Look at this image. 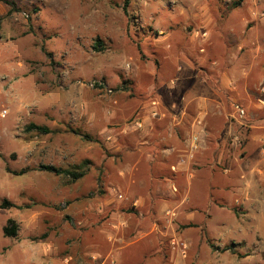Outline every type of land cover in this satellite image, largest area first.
I'll return each mask as SVG.
<instances>
[{
  "label": "rangeland",
  "instance_id": "1",
  "mask_svg": "<svg viewBox=\"0 0 264 264\" xmlns=\"http://www.w3.org/2000/svg\"><path fill=\"white\" fill-rule=\"evenodd\" d=\"M235 1L133 0L126 12L124 0H0V264H112L109 252L122 248L121 264H138L155 244L161 254L146 264L169 255L186 264H264L259 199L240 221L241 206L217 200L197 216L211 234L201 227L194 241L173 228V211L158 222L166 226L160 241L130 235L144 212L114 173L121 155L109 144L139 105L159 99L158 78L173 58L201 57L196 45L188 49V28L203 41L202 21L219 29L247 14ZM30 124L53 132H28ZM43 166L85 176L72 182ZM5 201L15 207L2 208ZM10 219L19 226L14 238L3 233Z\"/></svg>",
  "mask_w": 264,
  "mask_h": 264
},
{
  "label": "crops",
  "instance_id": "2",
  "mask_svg": "<svg viewBox=\"0 0 264 264\" xmlns=\"http://www.w3.org/2000/svg\"><path fill=\"white\" fill-rule=\"evenodd\" d=\"M262 3L244 0L237 9L247 14L229 18L219 29L202 21L203 41L197 28H188V49L196 45L201 57L195 60L189 53L187 58H173L169 75L158 78L159 99L139 105L122 133L110 137L113 152L121 155L114 173L124 176L123 189L144 212L130 235L138 231L160 241L166 226L158 222L165 224L168 211H173V228L180 235L195 238L201 227L210 235L197 216L213 205L219 207L217 200L223 209L241 206L245 214L235 215L238 221L249 217L256 200L264 204ZM155 110L157 118L151 116ZM137 121L143 123L141 129L135 127ZM196 134L199 148L191 152L190 139ZM150 247L138 264L161 254L159 245ZM116 251L127 253L126 248L108 254L118 260L112 264H121ZM161 258L163 262L155 264H186L173 255Z\"/></svg>",
  "mask_w": 264,
  "mask_h": 264
},
{
  "label": "trees",
  "instance_id": "3",
  "mask_svg": "<svg viewBox=\"0 0 264 264\" xmlns=\"http://www.w3.org/2000/svg\"><path fill=\"white\" fill-rule=\"evenodd\" d=\"M133 0H124V4H123V9L124 11L127 12L131 2ZM244 0H237L234 2V7L237 8L238 6H240L242 3H243ZM96 48L99 49V48H102V44H101V41L98 40L97 41V44H96ZM99 50H102V49H99ZM37 131L39 134H49V133H52L53 131H51L48 127H45V126H39V125H36V124H30L28 127H27V131ZM71 132H73L74 134L78 135V136H81L83 138H86L88 140H92L91 137L89 135H86L84 133H82L81 130H71ZM43 171L45 172H48V173H51V174H55V175H58V176H62V175H65V176H68L71 178L72 182H75V181H78L80 179H82L84 176H85V172L84 171H81V172H77V171H71V170H68V169H62V168H57V167H53V166H43L41 168ZM24 172H22L21 174H23ZM2 208H6L7 206H13L15 207V205H11L9 204L8 202H4L2 205ZM18 231H19V226L18 224L10 219L8 221V226H6L3 230V233H4V236L6 237H16L18 235ZM224 251L226 250H229V248H225L223 249Z\"/></svg>",
  "mask_w": 264,
  "mask_h": 264
},
{
  "label": "built area",
  "instance_id": "4",
  "mask_svg": "<svg viewBox=\"0 0 264 264\" xmlns=\"http://www.w3.org/2000/svg\"><path fill=\"white\" fill-rule=\"evenodd\" d=\"M109 93H111V91H109ZM153 105L154 106H157V101L154 100L153 101ZM238 110H239V113H240L241 116H244L245 115V112H244L243 109L238 108ZM6 115H7V111L6 110H4L3 112H1V117L2 118L5 117ZM151 116L153 118L159 117V111L158 110L153 111L151 113ZM134 125H135V127L137 129H141L143 127V123L141 121L135 122ZM199 142H200V139H199V136L197 134L194 135L193 137H191V139H190V143H191L190 144V151L191 152H194V151L198 150V148H199Z\"/></svg>",
  "mask_w": 264,
  "mask_h": 264
}]
</instances>
